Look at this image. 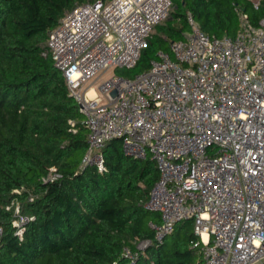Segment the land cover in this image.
Listing matches in <instances>:
<instances>
[{"label":"built area","instance_id":"obj_1","mask_svg":"<svg viewBox=\"0 0 264 264\" xmlns=\"http://www.w3.org/2000/svg\"><path fill=\"white\" fill-rule=\"evenodd\" d=\"M257 9L261 0H250ZM172 0H96L76 5L49 34L46 50L79 103L88 130L82 165L106 169L104 146L118 138L128 156L155 161L159 179L145 207L163 242L192 221L202 264L264 262V16L254 25L236 8L234 35L210 37L189 13L191 29L160 50L151 67L131 68ZM106 72L108 80L98 84ZM117 90V95L112 92ZM61 174L51 168L44 181ZM33 198L31 197V200ZM16 234L29 216L12 202ZM11 206H7L10 208ZM1 233V229H0ZM152 244L124 248L130 264ZM113 264H116L114 262Z\"/></svg>","mask_w":264,"mask_h":264},{"label":"trees","instance_id":"obj_2","mask_svg":"<svg viewBox=\"0 0 264 264\" xmlns=\"http://www.w3.org/2000/svg\"><path fill=\"white\" fill-rule=\"evenodd\" d=\"M93 1L0 0V264H130L124 248L136 250L146 239L152 244L136 264H202L200 248H191L194 233L185 232L190 221L155 240L149 223L160 222V214L145 207L160 177L153 159L126 155L115 138L103 148L104 171L82 165L84 115L43 51L66 12ZM236 8L254 25L264 16V0L257 9L250 0H172L135 66L116 73L134 77L148 70L160 50L169 51L190 31L189 13L210 37L234 35ZM52 167L61 176L44 181ZM12 202L30 217L22 237Z\"/></svg>","mask_w":264,"mask_h":264},{"label":"rangeland","instance_id":"obj_3","mask_svg":"<svg viewBox=\"0 0 264 264\" xmlns=\"http://www.w3.org/2000/svg\"><path fill=\"white\" fill-rule=\"evenodd\" d=\"M114 72L116 73V71H114ZM111 75H112V72H106L103 75L102 79L99 80L98 84L104 82L105 80H108ZM185 232H187L189 234L193 233V223H192V221H190V223L187 224ZM171 244H172V237H168L167 246L169 247V246H171Z\"/></svg>","mask_w":264,"mask_h":264},{"label":"water","instance_id":"obj_4","mask_svg":"<svg viewBox=\"0 0 264 264\" xmlns=\"http://www.w3.org/2000/svg\"><path fill=\"white\" fill-rule=\"evenodd\" d=\"M112 94H113L114 96H116V95H117V90H114V91L112 92ZM260 264H264V262H262V263H260Z\"/></svg>","mask_w":264,"mask_h":264}]
</instances>
